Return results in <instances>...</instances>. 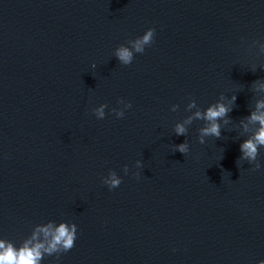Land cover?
Segmentation results:
<instances>
[{
    "label": "water",
    "instance_id": "95a60500",
    "mask_svg": "<svg viewBox=\"0 0 264 264\" xmlns=\"http://www.w3.org/2000/svg\"><path fill=\"white\" fill-rule=\"evenodd\" d=\"M254 117L264 0H0V264H264Z\"/></svg>",
    "mask_w": 264,
    "mask_h": 264
},
{
    "label": "clouds",
    "instance_id": "9594fccd",
    "mask_svg": "<svg viewBox=\"0 0 264 264\" xmlns=\"http://www.w3.org/2000/svg\"><path fill=\"white\" fill-rule=\"evenodd\" d=\"M151 36V32H149L148 34L145 35L144 37V41H148L149 38ZM130 55V53H128L126 50H123L120 54V58L126 60L127 57ZM226 109L223 105H220L216 108H209L207 110L206 116L205 118L209 121H215L217 118L221 117L222 115H224L226 113ZM197 117L200 116L199 113L196 114ZM254 119H258L260 120L261 124L264 125V118L262 117H254ZM177 134H183L184 133V128L180 125L177 126ZM203 132L205 134H213L216 136H219V126L215 123H213L211 125L210 128H206L203 129ZM257 142L260 144H264V135H257ZM242 150H247L246 151V155H248L251 158H255L256 155V145L252 142H245L242 146H241ZM180 151L183 152L185 151V146L181 145L180 146ZM114 185L119 183L116 180H113L112 182ZM73 240H74V233L69 232L68 229L61 225V227L58 229V234L55 236L54 239V244L53 246H55V243H60L63 242V245L66 249H70L73 247ZM31 255V254H29ZM12 254L9 253L7 256L4 257H0V261H11L12 260Z\"/></svg>",
    "mask_w": 264,
    "mask_h": 264
}]
</instances>
